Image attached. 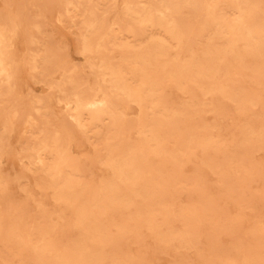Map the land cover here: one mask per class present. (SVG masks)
<instances>
[{
  "label": "rangeland",
  "instance_id": "obj_1",
  "mask_svg": "<svg viewBox=\"0 0 264 264\" xmlns=\"http://www.w3.org/2000/svg\"><path fill=\"white\" fill-rule=\"evenodd\" d=\"M0 39V264H264V0H0Z\"/></svg>",
  "mask_w": 264,
  "mask_h": 264
},
{
  "label": "bare ground",
  "instance_id": "obj_2",
  "mask_svg": "<svg viewBox=\"0 0 264 264\" xmlns=\"http://www.w3.org/2000/svg\"><path fill=\"white\" fill-rule=\"evenodd\" d=\"M232 1V0H231ZM208 2V1H207ZM158 3H156V5H157ZM67 5V4H66ZM121 5V4H120ZM72 6V5H71ZM227 6V5H226ZM210 8H211V6H209ZM68 8H70V7H68ZM237 8V7H236ZM168 9V8H167ZM141 10V9H140ZM208 11H210L209 9H208ZM238 13V12H237ZM176 14V13H175ZM208 14V13H207ZM197 15V14H196ZM205 18V17H204ZM234 18H235V16H234ZM237 18V17H236ZM150 19V18H149ZM202 19V18H201ZM139 20V19H138ZM148 20V19H147ZM158 21V20H157ZM159 22V21H158ZM172 24V23H171ZM138 26V25H137ZM144 26V25H143ZM224 27V26H223ZM112 28V27H111ZM123 28V27H122ZM142 28V27H141ZM233 28H235V27H233ZM125 28H123V30H124ZM158 29V28H157ZM115 30V29H114ZM233 30V29H232ZM162 31V30H161ZM238 31H239V29H238ZM3 32V31H2ZM107 32V31H106ZM163 32V31H162ZM9 34V33H8ZM119 34V33H118ZM123 34V33H122ZM172 34V33H171ZM238 34V33H237ZM211 35V34H210ZM83 36H85V35H83ZM161 36V35H160ZM85 38H86V36H85ZM251 39V38H250ZM1 40V39H0ZM169 40V39H168ZM195 40V39H194ZM240 40V39H239ZM6 41V40H5ZM182 41H184V40H182ZM166 42V41H165ZM168 42H170V40L168 41ZM175 43V42H174ZM89 45H91L90 43H89ZM175 45V44H174ZM221 46V45H220ZM247 46V45H246ZM126 47H128L129 48V46H126ZM188 48V47H187ZM226 48V47H225ZM141 50V49H140ZM1 51V50H0ZM144 51V50H143ZM227 51V50H226ZM172 54V53H171ZM188 54V53H187ZM93 58V57H92ZM196 58V57H195ZM3 59V58H2ZM126 62V61H125ZM5 63H6V61H5ZM4 63V64H5ZM95 63H97V62H95ZM227 63V62H226ZM104 64V63H103ZM131 64V63H130ZM105 65V64H104ZM126 65H128V64H126ZM175 65V64H174ZM103 66V65H102ZM134 66V65H133ZM128 67V66H127ZM146 67H147V65H146ZM164 67V66H163ZM105 68V67H104ZM137 68H138V66H137ZM150 68V67H149ZM135 69V68H134ZM107 70H110V68L109 69H107ZM115 70V69H114ZM137 70V69H136ZM141 70V69H140ZM183 70V69H182ZM106 71V70H105ZM105 71H104V73H105ZM143 71V70H142ZM240 71V70H239ZM108 72V71H107ZM111 72V71H110ZM122 72V71H121ZM135 72V71H134ZM139 72V71H138ZM136 73V72H135ZM106 74H108V73H106ZM137 74V73H136ZM105 75V74H104ZM110 75V74H109ZM166 76H168V75H166ZM216 76V75H215ZM116 77V76H115ZM106 78V77H105ZM118 78V77H117ZM215 78V77H214ZM8 79V78H7ZM2 80V79H1ZM122 80V79H121ZM143 80V79H142ZM147 82H149V81H147ZM153 82V81H152ZM148 84H150V83H148ZM147 85V84H146ZM105 87H107V86H105ZM109 88V87H108ZM111 89V88H110ZM176 89V88H175ZM126 90V89H125ZM150 90V89H149ZM180 90V89H179ZM185 90V89H184ZM183 90V91H184ZM108 91V90H107ZM135 91V90H134ZM109 93V92H108ZM136 93V92H135ZM138 93V92H137ZM141 93V92H140ZM100 97V96H99ZM142 98V97H141ZM73 99V98H72ZM97 99H98V97H97ZM69 102V101H68ZM79 104V103H78ZM77 104V105H78ZM100 104H102V102H101V100H92V101H87V102H85V105L86 106H88V107H92V108H94V107H96L97 105H100ZM134 104V103H133ZM143 104V103H142ZM84 105V106H85ZM106 105V104H105ZM82 106V105H81ZM73 108V107H72ZM107 108V107H106ZM145 108V107H144ZM148 108V107H147ZM118 110V109H117ZM85 112V111H84ZM123 112V111H122ZM105 114V113H104ZM73 115H74V113H73ZM87 115H88V113H87ZM126 115V114H125ZM92 117V116H91ZM80 117H78V119H79ZM105 118H106V116H105ZM101 119V118H100ZM83 122V121H82ZM81 122V123H82ZM99 122V121H98ZM97 122V123H98ZM116 123V122H115ZM84 125V124H83ZM82 125V126H83ZM86 125V124H85ZM85 127V126H84ZM89 127H90V125H89ZM119 127V126H118ZM91 129V128H90ZM143 136V135H142ZM137 138V137H136ZM144 138H147V136L146 137H144ZM209 138V137H208ZM143 139V138H142ZM145 141V140H144ZM148 141V140H147ZM120 142V141H119ZM123 142V141H122ZM149 142V141H148ZM146 143V142H145ZM132 144V143H131ZM146 144H148V143H146ZM207 144V143H206ZM151 145V144H150ZM38 146V145H37ZM149 146V145H148ZM148 146H145V147H148ZM140 146H138V148H139ZM150 147V146H149ZM38 149V148H37ZM108 152V151H107ZM106 154V153H105ZM128 154V153H127ZM97 155H99V154H97ZM104 155V154H103ZM130 156H132V155H130ZM60 157V156H59ZM98 157V156H97ZM104 157V156H103ZM41 158V157H40ZM35 159H37V158H34V160ZM61 160V159H60ZM102 160V159H101ZM112 160V159H111ZM107 161V160H106ZM113 161V160H112ZM111 161V162H112ZM123 162V161H122ZM47 163V162H46ZM56 163V162H55ZM41 165H43V164H41ZM100 165V164H99ZM125 167V166H124ZM45 168V167H44ZM131 168V167H130ZM134 168V167H133ZM147 168V167H146ZM106 169V168H105ZM49 170H51V168L49 169ZM109 170V169H108ZM66 171V170H65ZM65 171L63 172V173H65ZM72 171V170H71ZM125 171H127V170H125ZM123 172V171H122ZM135 172V171H134ZM133 172V173H134ZM137 172H139V171H137ZM41 173V172H40ZM121 173V172H120ZM43 174V173H42ZM109 174H111V173H109ZM138 174V173H137ZM59 175V174H58ZM119 175V174H118ZM132 175H134V174H132ZM140 175H141V173H140ZM62 176V175H61ZM70 176V175H69ZM48 177H49V175H48ZM134 177V176H133ZM68 179V178H67ZM60 180V179H59ZM67 181H69V179L67 180ZM56 182H58V181H56ZM99 182H101V181H99ZM104 182V181H103ZM109 183H110V179H109ZM60 184V183H59ZM101 184V183H100ZM57 185V184H56ZM63 185V184H62ZM103 185V184H102ZM114 185V184H113ZM144 185V184H143ZM110 186V185H109ZM111 187H112V185H111ZM127 188V187H126ZM143 188V187H142ZM104 189V188H103ZM112 189V188H111ZM110 189V190H111ZM140 189H141V187H140ZM144 189V188H143ZM146 189V188H145ZM60 190V189H59ZM65 190V189H64ZM105 190V189H104ZM52 191V190H51ZM62 191H63V189H62ZM68 191V190H67ZM111 191H113V190H111ZM142 192V191H141ZM51 193V192H50ZM65 193V192H64ZM70 193V192H69ZM138 193V192H137ZM62 195V194H61ZM75 195V194H74ZM115 195V194H114ZM133 195V194H132ZM66 196V195H65ZM70 196H72V195H70ZM112 196V195H111ZM116 196V195H115ZM137 196V195H136ZM60 197V196H59ZM69 197V196H68ZM71 198V197H70ZM109 198V197H108ZM133 198V197H132ZM144 198V197H143ZM54 199H56V198H54ZM66 199V198H65ZM92 199V198H91ZM100 199V198H99ZM120 201V200H119ZM118 201V202H119ZM62 202V201H61ZM65 202V201H64ZM67 202H68V200H67ZM94 202V201H93ZM70 203V202H69ZM74 203V202H73ZM73 203H72V205H73ZM95 203H96V201H95ZM94 203V204H95ZM64 204H68V203H64ZM92 204V203H91ZM63 205V204H62ZM72 205L70 206V207H72ZM75 205V204H74ZM66 206V205H65ZM91 207H93L94 205H90ZM125 206V205H124ZM157 206H159V204L157 205ZM69 207V210L71 209ZM75 207H77L76 205H75ZM96 207V206H95ZM160 207V206H159ZM66 208H68V206L66 207ZM72 208H74V207H72ZM94 208V207H93ZM105 208V207H104ZM74 209H76L75 211H73V212H76L78 209L77 208H74ZM81 209V208H80ZM79 209V212L81 211L82 212V210H80ZM85 209V208H84ZM125 209V208H124ZM164 210V209H163ZM85 211V210H84ZM89 211V210H88ZM103 211H104V209H103ZM132 211H133V209H132ZM152 211H154V210H152ZM166 211V210H165ZM133 212H135V211H133ZM86 213V212H85ZM98 213V212H97ZM104 213H106V212H104ZM78 214H80V213H78ZM159 214V213H158ZM75 215V214H74ZM88 215H91V214H89L88 213ZM96 215H99V214H96ZM135 215V214H134ZM138 215V214H137ZM77 216V215H76ZM75 216V217H76ZM92 216V215H91ZM90 216V217H91ZM84 218L86 217V216H83ZM83 217H81L82 218V221L84 220L83 219ZM136 217V216H135ZM74 218V217H73ZM78 218V217H77ZM77 218H76V220H77ZM88 218V217H87ZM87 218H85V219H87ZM146 218V217H145ZM74 220V219H73ZM79 220V219H78ZM91 220H93V217L91 218ZM111 220V219H110ZM81 220L80 221H78V223L79 222H82ZM88 221H89V219H88ZM150 221V220H149ZM75 222V221H74ZM74 222H72V223H74ZM140 222V221H139ZM142 222H143V220H142ZM90 223V222H89ZM92 223V222H91ZM112 223V222H111ZM149 223V222H148ZM161 223H163L164 224V222H161ZM82 224V223H81ZM81 224H79V225H81ZM87 224V223H86ZM95 224V223H94ZM120 223H118V225H119ZM136 224H138L139 225V223H136ZM147 224V223H146ZM150 224V223H149ZM75 225V224H74ZM73 225V226H74ZM121 225V224H120ZM135 225V224H134ZM133 225V226H134ZM157 225V224H156ZM165 225V224H164ZM75 226H77V224L75 225ZM84 226V225H83ZM116 226H117V224H116ZM137 226V225H136ZM150 226V225H149ZM82 227V226H81ZM80 227V228H81ZM85 227V226H84ZM76 228H78V226L76 227ZM78 229V230H82V229ZM124 228V227H123ZM164 228V227H163ZM84 229V228H83ZM131 229V228H130ZM153 229V228H152ZM172 230V229H171ZM170 230V231H171ZM152 231H154V230H152ZM175 232H176V230H174ZM173 232V231H172ZM82 233H83V231H82ZM149 233V232H148ZM159 233V232H158ZM161 233V232H160ZM83 235V234H82ZM84 235H86V234H84ZM84 238H85V236H83ZM174 237H175V235H174ZM184 239V238H183ZM186 240V239H185ZM77 247H76V249L77 248H79V250H80V247H79V245H76ZM82 246V245H81ZM74 247V246H73ZM75 248V247H74ZM85 248V247H84ZM72 249V248H71ZM75 249V250H76ZM66 250V249H65ZM78 250V249H77ZM73 251V250H72ZM74 253H75V251H73ZM73 252H71V250H70V253H73ZM94 253V252H93ZM60 254V253H59ZM65 254H66V252H65ZM72 255H74V254H72ZM77 255V254H76ZM75 256V255H74ZM79 256V255H78ZM85 256V255H84ZM95 256V255H94ZM80 257V256H79ZM88 257H90V256H88ZM65 258V257H64ZM71 258V257H70ZM76 258V257H75ZM95 258V257H94ZM69 259V258H68ZM80 259V258H79ZM84 259V258H83ZM93 259V258H92ZM85 260H86V262L89 260V258H88V260L85 258ZM95 260V263L97 262L96 260V258L94 259ZM59 261V263H60V260H58ZM71 261V260H70ZM78 261V260H77ZM81 261V260H80ZM74 262V261H73ZM72 262V263H73ZM90 262L91 261H89L88 263L90 264ZM71 263V264H72ZM78 263H79V261H78ZM82 263V262H81ZM98 263V262H97ZM244 263V262H243ZM254 263H256V262H254ZM47 264V263H46ZM84 264H85V262H84ZM94 264V263H93ZM246 264V263H245Z\"/></svg>",
  "mask_w": 264,
  "mask_h": 264
}]
</instances>
